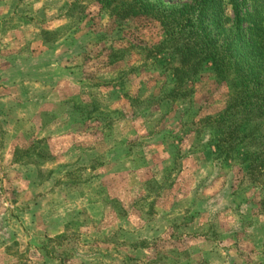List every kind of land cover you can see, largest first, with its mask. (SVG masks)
Segmentation results:
<instances>
[{"label": "rangeland", "instance_id": "rangeland-1", "mask_svg": "<svg viewBox=\"0 0 264 264\" xmlns=\"http://www.w3.org/2000/svg\"><path fill=\"white\" fill-rule=\"evenodd\" d=\"M236 2L192 18L238 54L264 0ZM115 10L0 0V264H264V116L223 152L212 121L247 74L179 80L181 17Z\"/></svg>", "mask_w": 264, "mask_h": 264}, {"label": "trees", "instance_id": "trees-1", "mask_svg": "<svg viewBox=\"0 0 264 264\" xmlns=\"http://www.w3.org/2000/svg\"><path fill=\"white\" fill-rule=\"evenodd\" d=\"M100 1L107 7L114 5L115 11H118L122 16L124 13L151 14L152 17H157L163 25H165L164 20H167L165 12L170 15H179L182 19V22L177 25L179 32L188 31V36L181 39L179 50L181 67L176 69L179 71L177 76L181 73V76L178 77L179 80H182L184 76L187 80L192 79L201 71L203 65H209L210 70L217 76L230 74L233 70L238 73L244 71V74H247L248 82L241 83V90L227 102L221 112L212 117V121L216 123L215 126L223 135L218 139L217 146H219L220 152H223L225 143L230 144L232 148V144H235L237 139L243 141V136L246 134L241 132L246 131L247 122L250 123L251 120L257 119L255 116H264V26L263 30L261 28L262 31L260 30L256 35L257 37H254L252 48L249 49L248 44H244L237 54L233 42L226 41L218 44L202 23L199 25L194 23L192 15H197V12L203 9L201 5L206 0H192L191 4H184L182 7L166 6L165 12L161 11L160 5L153 0ZM236 1L231 0L234 3L235 12H238L239 4ZM262 5L264 9V4ZM216 20H218L217 16L214 21ZM190 62L191 64L188 65ZM261 156V160L254 164L259 173L264 172V152L261 153ZM224 157L226 158L227 155ZM247 168L250 169V165ZM247 168L246 173L249 171Z\"/></svg>", "mask_w": 264, "mask_h": 264}]
</instances>
